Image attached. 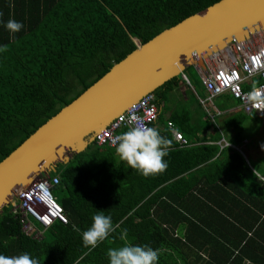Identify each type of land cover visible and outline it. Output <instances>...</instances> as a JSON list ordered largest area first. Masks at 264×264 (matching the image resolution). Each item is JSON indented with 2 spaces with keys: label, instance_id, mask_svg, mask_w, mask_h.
I'll return each instance as SVG.
<instances>
[{
  "label": "trees",
  "instance_id": "obj_1",
  "mask_svg": "<svg viewBox=\"0 0 264 264\" xmlns=\"http://www.w3.org/2000/svg\"><path fill=\"white\" fill-rule=\"evenodd\" d=\"M219 1L0 0V162L136 50V41L146 44ZM9 19L22 30L10 34ZM181 83L179 76L154 92L159 112L169 108ZM197 103L195 112L182 108L171 115L191 146L178 147L169 129L160 132L171 141L164 172L145 178L116 148L92 143L51 173L60 177L53 194L67 223L55 222L39 237L26 235L5 206L0 254L27 252L40 264H108L107 251L125 243L120 233L126 228L128 243L166 249L159 264H264V181L257 175L264 172L219 145L224 138L240 147L264 121L240 111L214 124ZM237 103L227 95L216 102L223 111ZM97 211L119 228L89 251L81 232Z\"/></svg>",
  "mask_w": 264,
  "mask_h": 264
},
{
  "label": "water",
  "instance_id": "obj_2",
  "mask_svg": "<svg viewBox=\"0 0 264 264\" xmlns=\"http://www.w3.org/2000/svg\"><path fill=\"white\" fill-rule=\"evenodd\" d=\"M263 24L264 0H220L138 44L0 162V215L16 189L28 187L43 174L56 173L59 164L66 165L74 154L83 152L95 134L131 104L179 77L187 67L202 65L203 56L230 39Z\"/></svg>",
  "mask_w": 264,
  "mask_h": 264
},
{
  "label": "built area",
  "instance_id": "obj_3",
  "mask_svg": "<svg viewBox=\"0 0 264 264\" xmlns=\"http://www.w3.org/2000/svg\"><path fill=\"white\" fill-rule=\"evenodd\" d=\"M205 96L199 98L207 110L212 123L216 124L220 113L215 106V98L229 94L239 102V108L246 114L264 113V26L239 40L233 38L223 48L203 56V64L195 65ZM182 78L191 86L189 78ZM255 90V95H250ZM159 109L154 93H149L131 104L128 110L119 114L108 126L95 134L98 147L116 148L114 138L131 124L130 117L135 115L147 126L154 125L159 118ZM168 128L180 148L189 145L182 133L174 129L171 122ZM224 146H229L224 140ZM60 185V177L43 174L26 188L15 190L9 204L11 213L19 220L26 235L39 237L42 230L55 222L67 223L63 209L53 194L54 187Z\"/></svg>",
  "mask_w": 264,
  "mask_h": 264
},
{
  "label": "clouds",
  "instance_id": "obj_4",
  "mask_svg": "<svg viewBox=\"0 0 264 264\" xmlns=\"http://www.w3.org/2000/svg\"><path fill=\"white\" fill-rule=\"evenodd\" d=\"M4 27L14 35L20 32L24 25L15 19H9ZM250 95H255V90ZM130 121L127 130L113 140L119 159L145 178L164 172L168 167L165 157L169 154L171 141L163 136L157 127L145 125L138 116H131ZM117 228L119 225L113 224L111 215L97 211L92 216L90 227L81 232L82 244L89 251L94 250L100 243L109 239ZM73 229L77 232L81 231L76 225H73ZM127 237L128 230L125 228L120 233V239L125 243L107 251L108 264H159V257L166 251L165 248L128 243ZM0 264H40V262L25 252L14 256L0 254Z\"/></svg>",
  "mask_w": 264,
  "mask_h": 264
},
{
  "label": "rangeland",
  "instance_id": "obj_5",
  "mask_svg": "<svg viewBox=\"0 0 264 264\" xmlns=\"http://www.w3.org/2000/svg\"><path fill=\"white\" fill-rule=\"evenodd\" d=\"M137 44H140L139 41H136ZM127 57V56H126ZM125 57V58H126ZM124 58V59H125ZM121 62V61H120ZM117 64V63H116ZM108 73V72H107ZM185 75L189 78V80L191 81V85L193 87L194 90L196 91H203L204 93V96H205V90L204 88L202 87L201 83H200V76L197 72V70L195 69L194 66H189L186 68L185 70ZM182 73V74H184ZM182 74L180 75L181 78H182ZM103 77V76H102ZM101 77V78H102ZM100 78V79H101ZM97 82V81H96ZM185 82V81H184ZM192 87L188 86V84L185 82L183 84V87H180L178 89V91H175L173 94H172V102L170 103V105H172V108L177 110V109H182V108H188L191 112H195L197 110V108H199V105L197 103V99L195 98V95H194V91L192 90ZM225 95H229V94H221L219 95L218 97H223ZM203 96V97H204ZM216 97L215 98V101L216 99L218 98ZM78 98V97H77ZM214 101L215 103V106L218 108L215 111V113L217 114L218 112L220 113V115L218 116V120H222L223 118L229 116L228 113L224 112L223 110H221L216 102ZM68 106V105H67ZM66 107V106H65ZM129 108V107H128ZM128 108L125 110V112L128 110ZM61 111V110H60ZM246 116H249L248 114H246L243 110H241ZM204 113L206 114V119L210 122L211 119H210V115L209 113H207V110L205 109L204 110ZM232 114V113H231ZM251 115V114H250ZM258 115V114H257ZM262 121H264V114H260L258 115ZM164 118H166V116H163ZM162 117V118H163ZM250 122H248L249 124ZM252 124V123H250ZM262 130L259 132V134L257 135V137L254 138V142L253 141H250L248 142L249 144V149H252V151L250 150H246V152H248L249 154V157H250V160L252 162V165L256 168V170L258 169L260 173L264 172V124H263V127L261 128ZM212 130V129H211ZM221 130V129H220ZM214 132V130H212ZM212 131L210 133H212ZM95 137V136H94ZM88 138V137H87ZM85 138L84 140V143L86 141H88V139ZM95 145V141L93 139V142ZM255 143V144H253ZM253 144V145H252ZM250 145L252 146L250 148ZM111 148V147H110ZM245 148V147H244ZM252 152H254L252 154ZM64 167L63 164H59L58 165V169L61 170L62 168ZM13 200V199H12Z\"/></svg>",
  "mask_w": 264,
  "mask_h": 264
},
{
  "label": "crops",
  "instance_id": "obj_6",
  "mask_svg": "<svg viewBox=\"0 0 264 264\" xmlns=\"http://www.w3.org/2000/svg\"><path fill=\"white\" fill-rule=\"evenodd\" d=\"M138 45V44H137ZM183 79V78H182ZM183 81H184V79H183ZM191 82V81H190ZM185 83V82H184ZM184 83H181V85L179 86V87H177V89L175 90V91H178V89L180 88V87H183V84ZM201 83V82H200ZM190 87H192V85L190 86ZM192 90L194 91V95H195V97H196V99H197V101L199 102V98L200 97H203L204 96V93H203V91H201V92H199V91H196V90H194L193 89V87H192ZM227 96H230V95H227ZM219 98H221V97H218L217 99H219ZM231 98H233V97H231ZM217 99H216V101L215 102H217ZM173 100V99H172ZM172 100H171V102H172ZM200 103V102H199ZM202 106V105H201ZM159 109V108H158ZM174 110L175 109H173L172 108V105H170L169 104V108H165L164 110H160V112H159V118H158V121L153 125V126H155V127H157L158 129H159V131L160 132H163V131H165V130H167V129H169L168 128V123L169 122H171V115L174 113ZM204 110V109H203ZM241 111V109L239 108V103H237L236 105H234V107H231V108H226L225 110H224V112H226V113H228V115L230 116L231 115V113L233 114V113H236V112H240ZM242 112V111H241ZM264 114V113H263ZM251 115H255V116H257V117H259L258 115H260V114H251ZM163 116H166V118H164ZM250 116V115H249ZM163 117V118H162ZM251 125V127H253V125H254V123H252V124H250ZM263 127V124H262V126H261V128ZM212 130H214V126H212V128H211ZM205 130L204 132H203V135H202V137H207V136H209V134H210V132L212 131V130ZM170 130V129H169ZM178 130V129H177ZM262 130V129H261ZM260 130V131H261ZM170 132H171V130H170ZM213 132V131H212ZM171 134H172V132H171ZM259 134V133H258ZM258 134H256V135H258ZM257 137V136H256ZM255 138V137H254ZM254 138L253 139H245L244 141H243V144L240 146V147H237V146H235V145H232L231 143H229L226 139H222L221 141H220V143H219V145H220V147H221V149H224V148H228V147H230V148H232L233 150H235V151H237V152H239L245 159H246V162L250 165V167L252 168L253 167V165L251 164L252 162H251V160H250V157H249V154H248V152H246V150L248 149V150H250V151H252V149H249V143L248 142H250V141H253L254 142ZM225 141L226 143H228L229 144V146H224V144L222 143V141ZM253 144H255V143H253ZM252 144V145H253ZM189 146H191V144L189 143V145L187 146V147H189ZM245 147V148H244ZM252 146L250 145V148H251ZM186 148V147H185ZM254 152H252V154H253ZM254 168V167H253ZM252 168V169H253ZM58 169V168H57ZM59 170V169H58ZM258 171V170H257ZM259 172V171H258ZM49 175H51V173L49 174ZM258 175V177L260 178V180H263L264 181V178L258 173L257 174Z\"/></svg>",
  "mask_w": 264,
  "mask_h": 264
},
{
  "label": "bare ground",
  "instance_id": "obj_7",
  "mask_svg": "<svg viewBox=\"0 0 264 264\" xmlns=\"http://www.w3.org/2000/svg\"><path fill=\"white\" fill-rule=\"evenodd\" d=\"M263 25H264V24H263ZM263 25H262V26H263ZM260 27H261V26H260ZM256 30H257V29H256ZM254 31H255V30H254ZM251 32H252V31H251ZM244 37H246L245 34H244L243 36H240V37H237V38H238L239 40H241V39H243ZM230 40H231V39H230ZM230 40H229V41H230ZM229 41H228V42H229ZM223 45H224V44H223ZM223 45L220 47V49L223 48ZM206 55H207V54H206ZM103 129H104V128H103ZM103 129H101V130H103ZM101 130H100V131H101ZM100 131H99V132H100Z\"/></svg>",
  "mask_w": 264,
  "mask_h": 264
}]
</instances>
